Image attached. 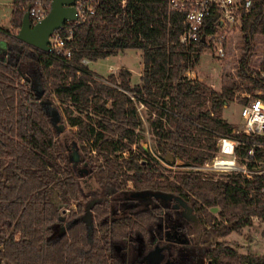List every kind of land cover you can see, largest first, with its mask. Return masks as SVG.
Listing matches in <instances>:
<instances>
[{"label":"trees","instance_id":"obj_1","mask_svg":"<svg viewBox=\"0 0 264 264\" xmlns=\"http://www.w3.org/2000/svg\"><path fill=\"white\" fill-rule=\"evenodd\" d=\"M11 1L12 29L0 26V42L8 47L0 57L1 264H150L155 251L162 256L155 264H264V255L219 240L254 218L264 220V135L238 132L224 111L236 99L245 102L238 92L261 91L264 99V78L252 76L264 0L241 13L237 79L220 90L185 76L210 46L181 42L185 16L170 10V0H98L94 14L57 31L73 32L71 57L18 40L33 0ZM218 17H207L202 35L218 32ZM128 49L143 52L141 83L132 84L129 69L103 77L84 63ZM46 98L77 128L72 136L80 160L61 149ZM139 104L156 115L155 152L142 146ZM220 136L238 142L236 153L254 172L251 178H203L164 163L172 156L202 164L219 152ZM178 199L197 222L183 216Z\"/></svg>","mask_w":264,"mask_h":264},{"label":"built area","instance_id":"obj_2","mask_svg":"<svg viewBox=\"0 0 264 264\" xmlns=\"http://www.w3.org/2000/svg\"><path fill=\"white\" fill-rule=\"evenodd\" d=\"M98 0H80L77 3L78 20L88 14L95 13V3ZM48 0H33L28 4L27 10L30 13V20L33 25L45 19L50 10ZM254 8V0H170V10L181 13L185 16V29L181 36V42L189 47H193L200 40L206 42L219 57H224L227 53L228 33L233 29H239L240 16L243 11L249 12ZM26 10V11H27ZM219 14V30L206 37L202 35V29L208 16ZM61 29L65 30V27ZM240 32V29H239ZM73 38V32L68 36H63L55 32L51 36L49 52L71 57V48H67V43ZM88 60H84V63ZM264 55L258 67H253L252 76L264 78L262 64ZM188 80H196L194 70L185 73ZM261 91L248 93L243 92L239 95L245 99L240 109L241 126L238 132L246 135H264V99ZM228 105V104H227ZM225 105V108H227ZM144 106V105H141ZM228 109V108H227ZM216 147L219 152L213 157H207L202 164L187 165L182 164V170H193L199 172L203 178L217 179L221 175L239 173L249 178L252 171L248 170L246 164H241L236 153L238 142L225 137H215ZM142 143V141H141ZM253 154V150L250 151ZM128 153L124 152L126 156ZM259 173H264V166L260 167Z\"/></svg>","mask_w":264,"mask_h":264},{"label":"rangeland","instance_id":"obj_3","mask_svg":"<svg viewBox=\"0 0 264 264\" xmlns=\"http://www.w3.org/2000/svg\"><path fill=\"white\" fill-rule=\"evenodd\" d=\"M13 10L14 4L11 0H0V26L4 29H12L11 21ZM227 37L228 43L226 55L224 57H219L213 49L207 48L202 53L201 60L194 70L197 80L206 83L215 90H220L223 84L237 79L238 62L241 55V39L239 29H233L228 33ZM257 45L258 50L254 55L252 62V66L256 67L259 66L261 60L263 59L264 35L257 38ZM7 52V44L5 42H0V57H7ZM85 64H88L97 74L103 77H106L110 73H117L121 69H129L133 73L132 84L141 83V75L144 71L143 52L136 49H128L116 56H111L96 62H86ZM240 93L243 92H238V94ZM45 100L50 101L51 98H46ZM227 108L224 107L226 119L234 124H237L238 128H240L241 106L239 100L236 99L234 102L229 103ZM46 109L54 120L55 125L59 128V139L62 143L61 149H65V151L68 152L74 160L75 151L77 150L73 143L72 134L77 130V128L68 126L63 114L60 113V104L56 100L47 105ZM139 111L142 117V146L149 152H155V140L152 135L151 121L156 115L147 107L141 106V104H139ZM93 154H95L94 151ZM128 155L129 153L126 156ZM80 157L81 155H79L78 160H80ZM168 161L170 163H164L174 171L182 170L181 165L185 164L184 160L180 158L174 159L172 156L169 157ZM212 211L214 214H217L218 212L217 209H212ZM88 216L90 219L89 224H91V217L89 214ZM167 233L168 232L166 230V234ZM190 238L197 239V234H192ZM219 240L227 242L241 253L264 255V220L254 218L251 226L234 231L229 236L220 238ZM180 243L182 245H188V242H186L184 238L181 239ZM155 256L159 259L158 253H156Z\"/></svg>","mask_w":264,"mask_h":264},{"label":"water","instance_id":"obj_4","mask_svg":"<svg viewBox=\"0 0 264 264\" xmlns=\"http://www.w3.org/2000/svg\"><path fill=\"white\" fill-rule=\"evenodd\" d=\"M80 0H52L51 9L48 16L42 21L32 24L30 20V13L27 10L22 20V26L17 34V39L21 42L41 49L45 52L50 50L51 36L65 26L66 23L78 20V9L77 3ZM39 96H43V92L39 93ZM43 105L47 106L51 104V101H42ZM79 154L75 151L74 160L78 161ZM164 200H169L170 197L158 195ZM180 205L187 210V215L192 220L197 221L193 214L192 208L183 200L178 199ZM86 220L90 222L89 216ZM158 253L159 259L156 258L155 254ZM162 256L159 251L153 252L149 256V263L155 264L161 260ZM1 264V260H0Z\"/></svg>","mask_w":264,"mask_h":264},{"label":"flooded vegetation","instance_id":"obj_5","mask_svg":"<svg viewBox=\"0 0 264 264\" xmlns=\"http://www.w3.org/2000/svg\"><path fill=\"white\" fill-rule=\"evenodd\" d=\"M177 207H182L181 205H179V206H177ZM183 208V207H182ZM188 213H187V210L185 209V208H183V216L186 218V219H188V220H190V221H192V222H197V221H194V220H192V219H190V217H188V215H187ZM197 220V219H196Z\"/></svg>","mask_w":264,"mask_h":264}]
</instances>
